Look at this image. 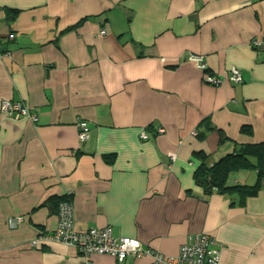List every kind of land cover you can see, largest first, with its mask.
<instances>
[{"label":"crops","instance_id":"0c3cea01","mask_svg":"<svg viewBox=\"0 0 264 264\" xmlns=\"http://www.w3.org/2000/svg\"><path fill=\"white\" fill-rule=\"evenodd\" d=\"M205 74L225 84L206 85ZM12 103L38 123L5 114ZM79 119L91 128L85 143ZM258 144L264 0H0V264H86L46 240L58 226L46 204L65 195L78 231L111 228L172 257L206 234L221 264H264V180L243 207L236 193L206 195L195 181L204 160L213 167ZM230 181L255 186L257 175Z\"/></svg>","mask_w":264,"mask_h":264},{"label":"built area","instance_id":"2783aa9c","mask_svg":"<svg viewBox=\"0 0 264 264\" xmlns=\"http://www.w3.org/2000/svg\"><path fill=\"white\" fill-rule=\"evenodd\" d=\"M102 34H105V32ZM10 38L14 39V36H10ZM189 62L195 63L198 69L204 73L208 71L205 59L201 55L191 54ZM230 81L235 84L242 83L241 73L237 70L231 71ZM203 82L214 88H220L225 84V77L218 78L205 74ZM4 113L12 118H25L34 124L38 123V117L35 113L20 104H6ZM77 127L79 130V141L85 143L89 139L91 128L82 119L77 121ZM159 133H164V130H159ZM141 139L147 141L149 139L148 134L142 132ZM172 160L174 161L175 158H172ZM23 221L24 219L20 218L17 223H22ZM46 240L77 250L85 258L86 264H92L91 255L110 256L120 262H124L129 256H134L135 258L151 256L154 264H221V250L216 247L214 240L206 234H200L192 238L189 243L181 247L178 256L172 257L157 252L146 253L142 250L140 241L136 239H115L111 228H93L87 231H78L75 227L73 206L68 202L61 203L58 210L56 231L47 234Z\"/></svg>","mask_w":264,"mask_h":264},{"label":"trees","instance_id":"16d2710c","mask_svg":"<svg viewBox=\"0 0 264 264\" xmlns=\"http://www.w3.org/2000/svg\"><path fill=\"white\" fill-rule=\"evenodd\" d=\"M17 12H10L12 16ZM76 28V27H74ZM72 29H70L71 31ZM14 36V35H11ZM15 38V36H14ZM209 121V120H208ZM244 133L251 135V130L245 128ZM206 136V133H203ZM201 137V134H199ZM227 141L222 137V143ZM255 161V163L253 162ZM255 171L257 183L255 186H233L231 185V175L240 171ZM264 180V144L238 146L235 151L223 157L213 167H208L204 160L200 169L195 173L196 184L203 189L206 195L236 193L239 196V203L243 207L247 199L255 198ZM72 196L55 197L47 202L46 206L52 214L58 213L61 203L72 204Z\"/></svg>","mask_w":264,"mask_h":264},{"label":"rangeland","instance_id":"374dc122","mask_svg":"<svg viewBox=\"0 0 264 264\" xmlns=\"http://www.w3.org/2000/svg\"><path fill=\"white\" fill-rule=\"evenodd\" d=\"M56 230H54L53 232H55ZM54 244H57V243H54ZM58 245H62V244H58ZM62 246H64V245H62Z\"/></svg>","mask_w":264,"mask_h":264}]
</instances>
